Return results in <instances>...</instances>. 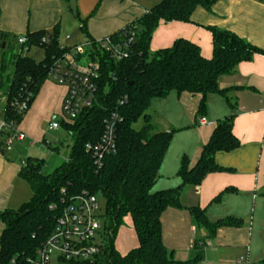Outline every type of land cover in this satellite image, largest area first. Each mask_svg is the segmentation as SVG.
<instances>
[{
  "label": "trees",
  "instance_id": "1",
  "mask_svg": "<svg viewBox=\"0 0 264 264\" xmlns=\"http://www.w3.org/2000/svg\"><path fill=\"white\" fill-rule=\"evenodd\" d=\"M214 2L161 0L139 19L109 36L113 43L119 44L132 39L127 59L116 62L106 53H99L96 59L91 57L99 65L94 104L81 112L72 124L62 125L67 136L73 139L67 162L48 175L40 173L42 161L36 159H27L25 166L20 167L17 176L28 185L31 198L17 211L0 212L4 226L0 234V264H27L53 231L62 202L81 194L100 195L105 201L103 236L106 244L97 264H196L201 261L202 249L197 243L186 262L175 260L173 253L167 252L162 242L160 218L167 209H182L179 198L184 187L196 188L205 176L228 171L215 164L214 156L239 148V141L232 132L234 116L215 123L194 166L190 167L185 157L181 159L176 174L181 180L178 188L152 193L174 130L164 132L154 126L148 114L149 104L152 99H163L172 91L200 96L197 114L203 117L207 94L226 99L225 91L218 89L217 79L231 74L254 55L264 56V51L213 27L207 28L212 39L210 59L203 58L198 46L185 39H177L170 47L154 53L149 46L160 21L189 23L195 8L210 11ZM130 32L134 34L132 38ZM58 35L57 26L49 32L26 33V43L19 45V52L11 62V78L5 81L0 78V93L7 101L2 119L21 123L27 112L18 116L11 104L28 97L30 107L41 86L48 81L49 67L68 49L59 47ZM13 45L0 33L1 50H13ZM33 46L43 50L42 61L35 62L22 54ZM227 102L231 110L235 109L234 104ZM111 114L119 119L114 131L115 152L95 164L85 152V146L100 141L103 122ZM140 119L142 126L135 130L133 125ZM4 142L5 136L1 134L0 149L5 148ZM230 193L235 190L225 189L212 203ZM185 210L194 224L204 229L207 238H214L220 229H239L243 224L241 219L232 217L210 223L203 209L194 206ZM127 216L137 247L120 255L113 243ZM260 264H264V259Z\"/></svg>",
  "mask_w": 264,
  "mask_h": 264
},
{
  "label": "crops",
  "instance_id": "2",
  "mask_svg": "<svg viewBox=\"0 0 264 264\" xmlns=\"http://www.w3.org/2000/svg\"><path fill=\"white\" fill-rule=\"evenodd\" d=\"M160 1L0 0V33L6 35L15 49L19 46L16 39L26 33L49 32L57 26L59 35L64 34V40L69 41L67 47L93 46L139 19ZM208 27L228 31L264 51V0H215L210 11L195 8L189 23L160 21L150 41V52L168 48L177 39H185L198 46L203 58L210 59L212 39ZM217 86L225 91L226 99L217 94L205 96L202 116L210 124L207 126L197 123L200 96L172 91L163 99L150 101L148 114L154 126L159 131L174 130L152 193L181 185L176 176L181 159L185 157L190 167L195 165L216 122L233 115L232 132L239 141L235 151L218 152L214 156L215 164L228 171L205 176L196 188L184 187L179 198L182 209H167L162 214V242L166 249H171L175 260L186 262L191 258L194 243L200 246L204 242H197L195 224L185 208L197 206L204 210L210 223L228 217L243 221L239 229L217 231L214 239L224 257L221 260L230 259L235 264L243 258L248 263L249 260L260 263L264 259V195L259 194L264 188V56L254 55L250 61L240 63L231 74L220 76ZM64 95L63 87L45 82L24 115L20 131L38 137V129L30 124L60 114ZM227 100L235 109L231 110ZM53 118L56 120L53 116L52 121ZM16 159L0 149V212L17 211L31 198L28 185L17 176L20 165ZM227 188L234 189L235 193L212 203ZM259 208L263 210L261 249L259 254L251 255L248 250L256 243L255 217ZM211 247L210 243L202 254ZM245 249L246 256L238 257ZM130 250L126 249L122 255Z\"/></svg>",
  "mask_w": 264,
  "mask_h": 264
},
{
  "label": "built area",
  "instance_id": "3",
  "mask_svg": "<svg viewBox=\"0 0 264 264\" xmlns=\"http://www.w3.org/2000/svg\"><path fill=\"white\" fill-rule=\"evenodd\" d=\"M133 35V32H130L131 38ZM131 40L119 44L113 43L107 37L97 42L95 48L100 54L106 53L113 61L119 62L128 58L127 50ZM41 42L44 43L45 40L42 39ZM25 43L26 38L17 39L18 45ZM67 48L62 57L56 59L49 67L47 74L52 84L65 89L60 112L61 121H52L48 127L51 131L57 130L61 124H72L78 115L90 109L95 101L99 79L97 61L91 58L85 69L77 67V62L86 54L84 47ZM11 108L18 116L24 115L29 108V98L15 100ZM118 121L117 115L111 114L103 122L100 141L96 145L85 146V152L90 154L95 164H99L105 156L115 152L114 131ZM197 123L200 126L210 125L204 117L198 118ZM17 125L13 120H1L0 135L5 136L4 145L7 149L14 141L21 142L26 138L24 133L18 130ZM103 226L96 196L81 194L65 203L62 202V209L53 231L27 264H97L106 244ZM200 247L204 250L210 247V242H204ZM235 264L250 263L240 258Z\"/></svg>",
  "mask_w": 264,
  "mask_h": 264
},
{
  "label": "rangeland",
  "instance_id": "4",
  "mask_svg": "<svg viewBox=\"0 0 264 264\" xmlns=\"http://www.w3.org/2000/svg\"><path fill=\"white\" fill-rule=\"evenodd\" d=\"M18 37L19 35H15ZM66 36V35H65ZM69 38L70 34L67 35ZM58 45L61 48H67L69 45V41L66 42L64 40V34L58 36ZM80 47H84L85 56H83L78 62L77 67L85 69L88 63L91 62V57L96 59L99 52L98 50L91 46L81 44ZM19 46L15 49H0V78L5 81L6 79H10L11 77V62L13 61L16 54L19 52ZM24 56L32 58L35 62H40L43 60V50L40 47L33 46L28 50L22 52ZM47 83H51L49 80ZM54 85V84H52ZM7 104L6 99L0 93V114L3 112L5 106ZM56 117V121H61L60 114L53 115ZM52 116V117H53ZM52 117H49L46 120H41L39 123L32 122L30 127H36L39 131L38 137L34 135H30L25 133L26 139L24 141L18 142L14 141L9 149L3 148L4 153H8L13 155L16 159V162L19 160H27V159H36L42 161L40 173L43 175H48L52 173L57 167L67 162L69 159L70 149L73 144V139L70 136H67L66 131L62 127L63 124L59 126L57 130L51 131L49 130V124L52 123ZM0 118V125H1ZM142 126V120H138L133 128L135 130H139ZM18 130H20V124L17 125ZM261 195H264V188L260 189ZM97 203L99 205V214L101 215V221L104 223V212H105V201L100 196H96ZM263 223V210L261 208L258 209L255 217V245L253 247H249V254H259L261 249V234L260 229ZM3 224L0 222V234L3 229ZM197 242H210L212 247L205 250L202 255V259L200 262L202 264H232V260L226 259V261L221 260V252H219V248L217 247V243L214 238H207L205 235V231L201 227H197L195 225V234H194ZM114 249L122 255L126 249L130 250L136 246V239L132 229L131 220L129 216L123 219V225L118 230L115 240H114ZM252 248V251H251ZM127 252V251H126ZM168 253H171V249H167ZM190 256V255H188ZM246 256V249L243 250L242 253H239L238 257ZM224 258V257H222ZM250 264H260L255 262L254 260H249Z\"/></svg>",
  "mask_w": 264,
  "mask_h": 264
},
{
  "label": "water",
  "instance_id": "5",
  "mask_svg": "<svg viewBox=\"0 0 264 264\" xmlns=\"http://www.w3.org/2000/svg\"><path fill=\"white\" fill-rule=\"evenodd\" d=\"M54 120V118H53ZM18 164L20 165V167L25 166V160H19Z\"/></svg>",
  "mask_w": 264,
  "mask_h": 264
}]
</instances>
